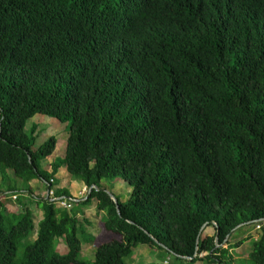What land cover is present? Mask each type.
I'll return each instance as SVG.
<instances>
[{
    "label": "trees",
    "instance_id": "obj_1",
    "mask_svg": "<svg viewBox=\"0 0 264 264\" xmlns=\"http://www.w3.org/2000/svg\"><path fill=\"white\" fill-rule=\"evenodd\" d=\"M36 114L67 126L49 171ZM61 166L91 186L71 211L49 195L71 197ZM0 176L23 195L0 200V264H126L139 244L165 264H264V0H0ZM93 199L121 236L85 260L74 210ZM247 223L262 232L241 257Z\"/></svg>",
    "mask_w": 264,
    "mask_h": 264
},
{
    "label": "crops",
    "instance_id": "obj_2",
    "mask_svg": "<svg viewBox=\"0 0 264 264\" xmlns=\"http://www.w3.org/2000/svg\"><path fill=\"white\" fill-rule=\"evenodd\" d=\"M32 123L37 125L38 132L40 133L43 131L46 127H53L52 131L53 134L57 133L58 135H61V138L56 137V146L53 151V153L50 155L49 158H47L43 164L44 166L50 170V164L54 159L63 157L65 152V145H66V137H67V126L66 123H60L58 120L46 116L43 114H36L33 117H31L25 127L28 128ZM47 135V134H46ZM64 150L63 153L59 156L56 153V149L58 146H63ZM55 179L57 180V184L55 186L64 188L68 191L69 195L75 202H80L84 199H86L87 195L89 194V187L79 178L71 177L68 172L66 171V168L64 166H61L57 172L54 174ZM14 179V177H12ZM17 181V179H16ZM111 181L107 182V180H101L100 185L104 190H106L109 195L116 200L119 199L120 201L124 202L127 200L128 195L130 192V187L126 190L123 187L122 182L123 181ZM18 183V181H17ZM10 184L5 183L1 176H0V191H5L6 193L0 194L2 199L6 202H8V205L11 207H15L20 204L17 202L19 199L23 198V195H16V193H12L11 190L7 189V186ZM30 188L32 192H38L40 194H43L45 190V186L41 183V181L38 178L32 179L30 181ZM7 192L9 193V196L6 197ZM15 195V197H13ZM17 202V203H16ZM96 200H91L88 204H78L75 208L74 216L78 219H81L84 223V227L87 228V232L89 235V239L87 240L86 244L82 243L81 247V253H85L84 251L95 249V247L103 242H106L108 240L112 239H120V234L113 232L111 230H108L104 227L102 216L104 214V211H98L96 208ZM74 203L71 205L70 210L73 209ZM36 212V217L38 219L40 218V213L38 211ZM84 227L82 226L80 222V230L82 232L81 235H84ZM235 232V231H234ZM65 247L64 241H61L60 247ZM165 256V254H163ZM166 257V256H165ZM176 260H173V262H169V264H176ZM164 263V261H162ZM165 264V263H164ZM186 264H193V263H186Z\"/></svg>",
    "mask_w": 264,
    "mask_h": 264
},
{
    "label": "rangeland",
    "instance_id": "obj_3",
    "mask_svg": "<svg viewBox=\"0 0 264 264\" xmlns=\"http://www.w3.org/2000/svg\"><path fill=\"white\" fill-rule=\"evenodd\" d=\"M52 129H53V127H46L43 131H41L38 135L37 143L44 142L51 135L52 136L57 135V137L61 138V135H58L57 133L53 134ZM63 150H64V145L63 146L60 145L57 147L56 153L60 156L63 153ZM111 181L117 182V181H121V180L116 179V178L107 179V182H111ZM116 182H114V183H116ZM122 184L126 190L129 188V186L126 182L123 181ZM127 195H129V194L127 193ZM0 199H2L1 195H0ZM2 201H4V200H2ZM65 210L68 211L67 209H65ZM80 222H81L82 226L84 227L83 221L81 219H78V223H80ZM206 232L212 233V227L211 226L207 227ZM261 232H262V229L256 228L254 226V223H247V224L243 225L241 228L235 230V232L231 233L230 241L234 242V241H237V239H242V242L238 246H236V247L234 246L231 252H233V254L235 253L238 256L246 257L247 254L252 249V244H253L254 240H256L260 236ZM82 236L84 239L82 241V243L86 244L87 240L89 239V235L87 232V228H85V227H84V235H82ZM222 246L225 247L226 244H224ZM84 252L85 253H80L81 258H83L85 260H92L93 259L94 249H90V250H87ZM163 254H164V252L160 248L159 249L155 248V247L150 248L147 245L139 244V245H137V247L132 249L131 253L127 257H125V262H126V264H143V263L164 264L162 262V261H164L163 260ZM172 260H176V259L172 258ZM171 262H173V261H171ZM175 262H176V264H186L182 260H176ZM193 264H205V261L198 259L195 262H193Z\"/></svg>",
    "mask_w": 264,
    "mask_h": 264
},
{
    "label": "built area",
    "instance_id": "obj_4",
    "mask_svg": "<svg viewBox=\"0 0 264 264\" xmlns=\"http://www.w3.org/2000/svg\"><path fill=\"white\" fill-rule=\"evenodd\" d=\"M53 194H54L53 191L50 190V191H49V195L52 196V199L58 201V203H59L62 207H65V208H67V209L70 208V206H71V199H66V198H62V197H55V196H53ZM13 197H15V195H14ZM255 227H256V228H259L260 225L256 224Z\"/></svg>",
    "mask_w": 264,
    "mask_h": 264
},
{
    "label": "water",
    "instance_id": "obj_5",
    "mask_svg": "<svg viewBox=\"0 0 264 264\" xmlns=\"http://www.w3.org/2000/svg\"><path fill=\"white\" fill-rule=\"evenodd\" d=\"M91 186L89 187V191H90ZM115 203H116V209L118 210V205H117V201L114 199ZM217 237H215V241H216Z\"/></svg>",
    "mask_w": 264,
    "mask_h": 264
},
{
    "label": "clouds",
    "instance_id": "obj_6",
    "mask_svg": "<svg viewBox=\"0 0 264 264\" xmlns=\"http://www.w3.org/2000/svg\"><path fill=\"white\" fill-rule=\"evenodd\" d=\"M67 199V198H66ZM68 199H71V202H73V199L71 198V197H68ZM75 201V200H74ZM71 207V206H70ZM68 209H70V208H68Z\"/></svg>",
    "mask_w": 264,
    "mask_h": 264
}]
</instances>
